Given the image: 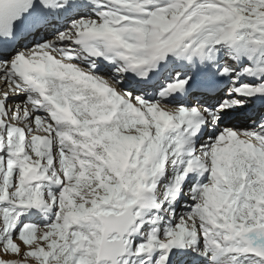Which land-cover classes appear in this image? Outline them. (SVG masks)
<instances>
[{
    "label": "snow or ice",
    "instance_id": "6c2138e0",
    "mask_svg": "<svg viewBox=\"0 0 264 264\" xmlns=\"http://www.w3.org/2000/svg\"><path fill=\"white\" fill-rule=\"evenodd\" d=\"M0 80V264H264V0H0Z\"/></svg>",
    "mask_w": 264,
    "mask_h": 264
},
{
    "label": "bare ground",
    "instance_id": "6f19581e",
    "mask_svg": "<svg viewBox=\"0 0 264 264\" xmlns=\"http://www.w3.org/2000/svg\"><path fill=\"white\" fill-rule=\"evenodd\" d=\"M0 90H3V84H0ZM12 98L15 100L23 99V97H20V96H16V97H12Z\"/></svg>",
    "mask_w": 264,
    "mask_h": 264
},
{
    "label": "rangeland",
    "instance_id": "374dc122",
    "mask_svg": "<svg viewBox=\"0 0 264 264\" xmlns=\"http://www.w3.org/2000/svg\"><path fill=\"white\" fill-rule=\"evenodd\" d=\"M0 258H5V259H15L16 257L13 256V255H11V254H9V255H7V256H2V257H0Z\"/></svg>",
    "mask_w": 264,
    "mask_h": 264
}]
</instances>
